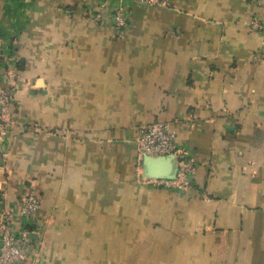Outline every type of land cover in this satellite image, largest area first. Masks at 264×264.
Instances as JSON below:
<instances>
[{
	"label": "crops",
	"instance_id": "obj_1",
	"mask_svg": "<svg viewBox=\"0 0 264 264\" xmlns=\"http://www.w3.org/2000/svg\"><path fill=\"white\" fill-rule=\"evenodd\" d=\"M103 1L0 0L20 74L0 212L16 232L20 196L40 200L24 264H264V37L245 26L264 0L133 4L120 32L92 21ZM154 122L193 151L191 188L136 182Z\"/></svg>",
	"mask_w": 264,
	"mask_h": 264
},
{
	"label": "built area",
	"instance_id": "obj_2",
	"mask_svg": "<svg viewBox=\"0 0 264 264\" xmlns=\"http://www.w3.org/2000/svg\"><path fill=\"white\" fill-rule=\"evenodd\" d=\"M110 3H113V6H110ZM133 4L167 7L169 0H105L89 9L90 17L96 24H110L120 32L128 25V9ZM245 26L249 31L264 37V17L253 16L245 22ZM19 80L16 57L0 53V143L2 144L19 126L12 117L14 94ZM144 156L171 157L177 165L174 178L145 177L142 168ZM198 165L193 151L186 144L177 142L176 132L169 122H154L141 127L140 136L136 139L133 164L135 180L141 187L171 192L185 191L194 185L193 178ZM16 203L19 206L18 231H14V224L10 222L13 208L0 212V264H24L27 255L35 256L38 252V243L32 245V236L35 233L33 219L40 207V200L33 191H29L21 195Z\"/></svg>",
	"mask_w": 264,
	"mask_h": 264
},
{
	"label": "water",
	"instance_id": "obj_3",
	"mask_svg": "<svg viewBox=\"0 0 264 264\" xmlns=\"http://www.w3.org/2000/svg\"><path fill=\"white\" fill-rule=\"evenodd\" d=\"M142 168L145 177L156 179H172L177 171V165L171 157L144 156Z\"/></svg>",
	"mask_w": 264,
	"mask_h": 264
}]
</instances>
